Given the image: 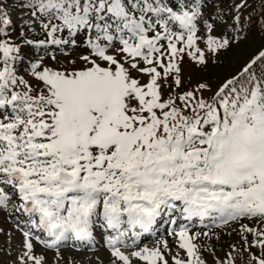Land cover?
Returning a JSON list of instances; mask_svg holds the SVG:
<instances>
[{
  "label": "snow or ice",
  "instance_id": "snow-or-ice-1",
  "mask_svg": "<svg viewBox=\"0 0 264 264\" xmlns=\"http://www.w3.org/2000/svg\"><path fill=\"white\" fill-rule=\"evenodd\" d=\"M207 7L0 0V211L18 214L17 264H62L63 246L94 248L97 237L107 264H206L194 220L254 222L241 225L242 247L264 264V70H254L264 51L215 90L181 91L186 58L207 68L237 39L213 35ZM26 49L80 50L69 62L84 66L52 67ZM165 222L175 253L166 239L141 244ZM226 255L217 264H234Z\"/></svg>",
  "mask_w": 264,
  "mask_h": 264
},
{
  "label": "rangeland",
  "instance_id": "rangeland-1",
  "mask_svg": "<svg viewBox=\"0 0 264 264\" xmlns=\"http://www.w3.org/2000/svg\"><path fill=\"white\" fill-rule=\"evenodd\" d=\"M240 0H208V7L205 9L206 13H212V20L215 21L217 27L213 32V35L220 36L225 29L227 32L225 36L227 38L237 37L232 43V46L226 51L220 53L218 63H210L207 68H200L199 66L189 62L185 59L183 67L184 87L181 91L189 90L190 87H194L196 84L204 82L208 83L213 90L223 82L226 78L237 74L239 70L251 59L257 56L261 51H264V39L258 35L255 27L248 21L249 12L258 8L264 0H248V6L237 13L234 8L235 4ZM19 9L17 13L13 15L14 25L13 35L19 34L20 30V16ZM237 14L240 15L241 26L237 28H229L228 26L233 23V17ZM211 22V21H210ZM35 35V34H33ZM36 38H39L38 36ZM203 47V45H201ZM32 51V52H31ZM26 56L40 58L43 57L45 63L50 64L52 67H66V68H81L84 66L82 61H77L75 65H72L69 61L76 58L81 54L80 50L73 51L72 56L64 55V57H58L57 60H51V51H43L42 49H26ZM39 57H38V56ZM67 56V57H66ZM27 59L25 63H27ZM24 68V71H27ZM167 95V92H165ZM210 95V93H205ZM18 214L13 215L10 211H0V264H17V257L22 251V233L17 229ZM187 223V222H185ZM197 225L202 226L198 228ZM197 225H190L189 227L193 232H200L201 237L197 241L200 245L202 258L206 261V264H217L219 260L228 259L229 254L234 258V264H249V253L243 250V239L240 232L241 225H248L254 227V222L248 220H241L239 222H230L228 225L217 227L212 221L206 224L197 223ZM170 226L165 222L158 224L159 233H152V238L149 241L141 242L142 245L152 247L160 239H166L169 245L172 247V253L179 251L174 246V240L168 236L166 229ZM211 231V239L203 236V232ZM253 237L248 234V240L251 241ZM98 243L93 249L83 248L77 251L70 245H65L61 249V254L64 257L62 264H107L108 254L102 246V241L97 237ZM235 246L234 250L230 246ZM39 251V249H38ZM252 252L259 255L257 249H252ZM180 255L183 257L184 253L181 251ZM52 253H49V257ZM171 264V260L169 262Z\"/></svg>",
  "mask_w": 264,
  "mask_h": 264
},
{
  "label": "trees",
  "instance_id": "trees-1",
  "mask_svg": "<svg viewBox=\"0 0 264 264\" xmlns=\"http://www.w3.org/2000/svg\"><path fill=\"white\" fill-rule=\"evenodd\" d=\"M248 21L255 27L258 32V35L264 39V2L253 11L248 14ZM254 70L260 72L264 70V63L258 62L254 66Z\"/></svg>",
  "mask_w": 264,
  "mask_h": 264
},
{
  "label": "bare ground",
  "instance_id": "bare-ground-1",
  "mask_svg": "<svg viewBox=\"0 0 264 264\" xmlns=\"http://www.w3.org/2000/svg\"><path fill=\"white\" fill-rule=\"evenodd\" d=\"M145 239H146V240H148L149 238H148V237H146Z\"/></svg>",
  "mask_w": 264,
  "mask_h": 264
}]
</instances>
